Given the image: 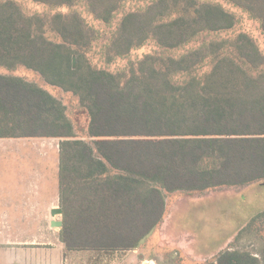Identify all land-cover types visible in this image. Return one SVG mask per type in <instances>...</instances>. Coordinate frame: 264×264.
I'll use <instances>...</instances> for the list:
<instances>
[{
  "label": "trees",
  "instance_id": "trees-1",
  "mask_svg": "<svg viewBox=\"0 0 264 264\" xmlns=\"http://www.w3.org/2000/svg\"><path fill=\"white\" fill-rule=\"evenodd\" d=\"M33 1L72 13L27 16L13 1H0V66H24L77 96L91 145L76 136L59 100L5 75L0 139L60 140L59 240L67 251L138 249L162 221L166 194L264 181V55L251 38L203 41L177 57L146 55L129 73H112L89 62L86 50L102 32L73 8L84 5L109 28L131 0ZM222 1L256 20L264 35V0ZM121 15L108 60L148 40L164 51L178 50L235 23L219 5L196 0H157L142 12ZM50 33L60 41L50 40ZM254 261L224 252L215 262Z\"/></svg>",
  "mask_w": 264,
  "mask_h": 264
},
{
  "label": "rangeland",
  "instance_id": "rangeland-1",
  "mask_svg": "<svg viewBox=\"0 0 264 264\" xmlns=\"http://www.w3.org/2000/svg\"><path fill=\"white\" fill-rule=\"evenodd\" d=\"M9 1L16 3L27 16L38 15L50 18L56 14L72 13V9L66 6H48L33 0ZM155 1L157 0L125 2L120 6L119 15L109 28L96 21L84 5L79 4L73 8L88 27L102 32L99 39L86 50V57L92 66L112 73H129L132 65L137 64L146 55L163 54L177 57L183 53V49L195 48L203 41L233 42L239 34H245L251 38L259 52L264 55V35L256 20L250 18L241 9L222 0H196L198 3L219 5L224 11L233 15L234 26L225 31L204 33L194 42L178 50L164 51L154 40H148L128 55L108 60L109 38L115 31L121 14L142 12ZM47 36L54 42L60 41L52 33ZM0 75L22 79L59 100L65 116L73 125L76 136L91 145V139L86 132L89 119L77 96L49 85L39 73L24 66L19 65L14 69L0 66ZM6 142L9 153L7 156H1L4 153L0 151V160L32 159L39 163L40 174L48 172V179L44 178L40 183L44 193L40 192L39 196L37 245L39 264H216L215 261L224 252L237 253L255 260L251 264H264V188L262 187L264 181L235 187H218L203 192L166 194V211L163 220L140 243L138 249L108 255L67 251L59 240L61 228L49 226L50 220L62 221V215L54 218L50 215V207L61 208L58 196L54 195L58 190L57 174L52 175V172H58L60 140L7 139ZM14 149L22 150L14 151ZM47 184L49 191H45ZM51 185L56 188L55 191L52 190Z\"/></svg>",
  "mask_w": 264,
  "mask_h": 264
},
{
  "label": "crops",
  "instance_id": "crops-1",
  "mask_svg": "<svg viewBox=\"0 0 264 264\" xmlns=\"http://www.w3.org/2000/svg\"><path fill=\"white\" fill-rule=\"evenodd\" d=\"M6 140L0 139L1 156L9 153ZM18 150L22 149H14ZM7 159L0 160V264H39V196L44 193L40 183L48 179V172L40 174L39 163L32 159Z\"/></svg>",
  "mask_w": 264,
  "mask_h": 264
},
{
  "label": "water",
  "instance_id": "water-1",
  "mask_svg": "<svg viewBox=\"0 0 264 264\" xmlns=\"http://www.w3.org/2000/svg\"><path fill=\"white\" fill-rule=\"evenodd\" d=\"M262 187L264 188V182L262 183ZM50 215L54 218L55 216H57V215H62V209L61 208H53V209H51V211H50ZM51 226L52 227H59V228H61L62 227V221H55V220H53L52 222H51Z\"/></svg>",
  "mask_w": 264,
  "mask_h": 264
}]
</instances>
